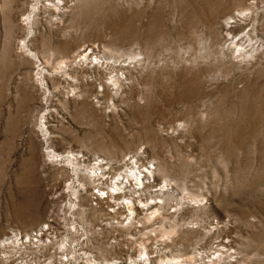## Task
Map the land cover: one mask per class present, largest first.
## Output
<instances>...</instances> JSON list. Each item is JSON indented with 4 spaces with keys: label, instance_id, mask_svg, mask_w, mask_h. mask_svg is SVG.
<instances>
[{
    "label": "rangeland",
    "instance_id": "374dc122",
    "mask_svg": "<svg viewBox=\"0 0 264 264\" xmlns=\"http://www.w3.org/2000/svg\"><path fill=\"white\" fill-rule=\"evenodd\" d=\"M206 1L83 0L71 18L53 21L47 15L39 22L43 14L35 8L38 15L22 26L34 0H0V241L12 229H39L56 206L54 193L83 181L61 157L45 168L48 152L66 156L71 149L107 158L105 145L115 155L112 162L143 152L140 164H152L155 182L167 180L173 190L157 194L161 210L142 228L114 225L115 239L109 228L97 229L109 217L105 202L98 210L86 211L89 203L69 209L65 205L74 197L68 195L60 213L68 227L77 220L87 234L69 227L73 247L80 244L78 264L90 259L131 264L129 257L138 255L140 243L149 249L155 243L167 247L166 258L174 255L181 264H264V0ZM76 3L69 4L68 13ZM238 3L244 9L254 6L259 50L252 63L236 67L212 47L200 21L214 5L219 14ZM22 40L26 47L21 50ZM87 45L108 61L141 60L121 80L116 95L87 99L89 78L77 75L75 84L65 80L75 70L60 63L70 65ZM91 74L83 73L98 78L97 84L110 76L109 71ZM43 116L50 135L40 131ZM159 163L166 165L165 174ZM29 190L34 206L20 223L13 203ZM149 191L147 197H153ZM113 215L117 220L124 216ZM113 215L108 221L117 222ZM121 257L125 260L118 263ZM143 259L137 257L135 264H146Z\"/></svg>",
    "mask_w": 264,
    "mask_h": 264
},
{
    "label": "bare ground",
    "instance_id": "6f19581e",
    "mask_svg": "<svg viewBox=\"0 0 264 264\" xmlns=\"http://www.w3.org/2000/svg\"><path fill=\"white\" fill-rule=\"evenodd\" d=\"M73 1H76L79 3H76L75 6H73V8L71 9L70 13H68L66 9L69 7V4ZM81 1L83 0H34L35 4L33 7L32 14H29L26 16L25 20H23L25 24L22 23V26L30 25L32 22L31 21L32 18L38 15V13L37 14L34 13L35 8L39 10L41 14H43L41 19H38L39 17L37 18L39 22H42V19L44 20V18H47V15H50L49 16L50 18L49 17L48 18L53 21L62 20V18H64V20H66L69 17L71 18L73 15L78 14L77 12L81 10V7H80ZM206 4L208 7L207 1L205 2L204 7ZM252 5L249 4L248 8L244 9V4L242 5L241 3H238L237 5L226 10L225 12L220 13L219 11V14L218 13L215 14V12L217 11H214V10L217 7V5H214V8H212L214 10H210L209 8V12H207L206 14H203V17L201 18L200 26L206 31L205 34L207 33L208 35L206 37H208L209 40L212 41L211 43L212 47H214V49L217 52H220L222 55L228 57V62L230 63L229 65L231 66L233 65V66L239 67L241 65H248L249 62L252 61V58L254 59V57H256L254 56V54H256V51L259 50L257 49V44L254 40V35H253V32H254L253 21L254 20H253L252 10H254L253 8L254 6ZM220 9L221 8H219V10ZM39 22H37V25ZM19 46L21 50L24 49L26 47L25 41L22 40L21 42H19ZM30 55L31 57L35 58L34 54H30ZM111 60L108 61L107 58L104 57V55H99V52L95 47H92V46L90 47L89 45H87L85 47H82V49L78 51V53L76 54L75 58L73 59L70 65L69 64L66 65L65 62H61L60 64H63L64 65L63 68L65 69L69 67L71 68L70 70H75L74 75L66 73V76L64 77L65 80H67V82L69 83L75 84V82L78 79V76L80 78L81 77L86 78V79L89 78V80L87 81H89L88 85H90V90L87 91L86 93H83V92L82 93L83 95L88 96L87 99H89L90 96L91 97L93 96L94 99H96L100 95L101 96L102 95L106 96L108 94L116 95V93L118 92L117 90H119V87L121 86L120 85L121 80L127 79V75H130L129 72L137 69L138 67L136 66H139L141 63V60L139 59V57L138 58H128V59L125 58V60L123 61H117V60L111 61ZM59 69H61L60 66H59ZM106 71H109L110 76L108 78H105L106 79L105 81H99L98 84L94 83L95 80H98V78L92 79L91 73H95L98 75L101 73H105ZM119 71H122V72L119 73ZM111 72H113V74ZM83 73L85 74L89 73L91 75L88 77V76H84ZM45 74H46V71H41L42 77H44ZM82 81L84 80L80 79V82ZM98 88H101L100 92L98 91ZM44 90L47 93V89L45 88ZM88 102L89 101L86 100L85 103H88ZM91 102H92V99H91ZM95 102L97 103L98 101H95ZM82 106L85 107L86 105H82ZM48 114L49 112L47 114L45 113V115L49 117ZM46 118L47 117H44V116L42 117L43 121H42V128H40V131L44 134L50 135V132L48 131L47 126H46V120H45ZM242 136H243V133H242ZM148 137L146 138L149 139ZM101 148H102V151L104 150L106 155H108L107 158H102L98 156H93L90 158L89 156L83 154L82 152H74L71 149L64 153L67 157L63 155L60 156V154H57L54 152L47 153V158H46L47 160L45 159L43 163V166L45 168H46V165H50L51 162L57 161L58 158L61 157L60 159L62 160L64 159L69 165V167H71V170L74 173V175L76 176L81 175L83 177V181L76 180V183H78L76 187L74 186L72 187L71 186L72 184H69L68 186H61V189L57 191L56 194L54 193L53 199H54V202L56 203V206L51 208V211L49 212V216H48L49 218L46 219L45 223L40 225L39 229L34 228L32 231L27 230L24 232H18L13 229L10 230V233H9L10 236H6L2 238V240L0 241V250H1L0 264H8L9 262H12L13 260L15 261V264H78L77 256L79 257L81 254H79L75 250L77 247H80V244H77L76 246L73 247V243L75 241L71 240L72 239L71 232L69 231H70V228H72L75 232H78L77 231V228H78L83 236L87 234H86V231L84 230L85 228L77 220L76 221L74 220L73 223H70L69 224L70 228H69L65 221L64 215L60 213V208H61L60 202L64 200L65 198H67L68 195H71L72 197H74L73 199L74 201L68 200L67 201L68 205H65V206H69V209H73L77 205L81 207L82 206L87 207L89 203V209H87L86 211L98 210L102 207V206L100 207V205H102L103 202H105V204L108 205L105 213L109 217L103 220L104 223L100 222L99 224L100 229L99 227L97 229L98 231H100L102 229L105 230L106 228H109V230H111L110 233H112L111 234L112 239H115L114 233L116 229L114 228L113 223L108 221L111 219L110 213L112 215L123 213L124 215L123 220H120V219L117 220V218H114L115 215L112 216V218H114L113 220H117L116 226H122L123 222L126 219H128L129 225L128 227H125V228L126 229H136L137 224H140L142 228V226H144L146 222L145 219H148V218L153 219L155 214L158 213L159 210H161V206H162L161 200H159L156 196L147 197L148 188L150 187L147 185L151 184L153 186H158L159 190L157 192L166 191L167 193L165 194H169V191L173 190L172 185L169 184L167 180H164L163 183L155 182L154 166L152 164H149L150 166L144 167L140 164V161H141L140 159L143 158V152H135V153L129 154L128 157L127 156L122 157L120 161L113 160L114 162H112L110 160L112 157H115V155L114 154L112 155L111 153L107 152L108 148L105 145L101 146ZM85 162L87 163L84 166V168L80 169L78 165L82 166L81 163H85ZM90 162L92 163L90 164ZM119 169L122 170V172L116 173ZM159 169H160L159 171H161L163 174H165V172L167 171L166 165L164 163H161L159 165ZM171 180H173V178ZM86 184L88 186H86ZM93 188H97L98 189L97 193L99 192L101 193L98 195V194H95L94 192H91ZM68 190H72V191L68 192ZM81 191H84V194H82L81 196H78V193ZM171 193L172 192H170V194ZM20 195L21 196L19 197V199H17L13 203V214L20 223H23V222L25 223V220L28 219L27 218L28 216H30L31 210L33 209L34 205H32V202L30 199V195H31L30 190L27 192L26 196H22L21 193ZM136 195L143 196L144 199L143 200L141 198L137 199ZM161 198L164 200V197H161ZM75 200H77L78 203H76ZM93 201L97 202L95 203V206H92ZM110 203H113V204H110ZM98 205L99 207L98 209H96V206ZM119 209L121 210L117 211ZM78 210L82 211L84 209L79 208ZM173 230L174 228L172 227L170 231H167V233L165 232L167 235H165L164 233V236L168 237V233L172 232ZM25 238L27 240H25ZM111 244L112 242L109 245L110 248H115L116 245L113 246ZM140 244L141 245L138 248V255H136V257L134 256V258L129 257L131 264H135L136 258L141 257V256L144 257L143 262H145L146 264H152L156 261L158 264H181V260L178 257H177L178 259L174 257V255L170 254L171 257L166 258L165 254L168 253L169 251L167 250V247L166 248L164 246L160 247L157 243H155V245L151 246L149 249L147 248V246H144V244L143 245L142 243ZM126 250L127 248H125V251ZM219 250L223 251L224 246H221ZM152 253L154 254L152 255ZM68 254L72 258H69ZM152 257H154L153 260L151 259ZM191 258H193V260L194 258L196 259L195 256L194 257L191 256ZM119 260L120 261L118 263H121L123 260L122 257L119 258ZM87 262H89V264H100V262L99 263L96 262L95 259H90ZM107 263L108 262L106 261L105 264Z\"/></svg>",
    "mask_w": 264,
    "mask_h": 264
},
{
    "label": "built area",
    "instance_id": "2783aa9c",
    "mask_svg": "<svg viewBox=\"0 0 264 264\" xmlns=\"http://www.w3.org/2000/svg\"><path fill=\"white\" fill-rule=\"evenodd\" d=\"M131 156V155H130ZM128 157V156H127ZM86 163L87 162H85V163H81V165H83V164H85L86 165ZM92 162H90V164H91ZM147 166H150V165H147ZM121 172H122V170H120ZM119 171V172H120ZM120 172V173H121ZM147 186H150L149 188H151V191H149L150 193H152V195L153 196H157V194L158 195H160V193H162V192H166V191H162V192H157L158 190H159V187L158 186H153V185H147ZM94 190H96V191H94ZM82 192V191H81ZM91 192H94L95 194H100L101 192H99V193H97L98 192V189L97 188H93L92 189V191ZM136 198L137 199H139V198H141L142 200L144 199V197L143 196H138V195H136ZM93 202H95V203H97L96 201H93ZM92 202V203H93ZM93 206H95V204L93 205ZM124 218V217H123ZM123 220V219H122ZM113 223V225H116V223L117 222H112ZM123 225H125V226H128L129 225V222H128V219H126L124 222H123ZM13 262H14V264H15V261L13 260Z\"/></svg>",
    "mask_w": 264,
    "mask_h": 264
}]
</instances>
